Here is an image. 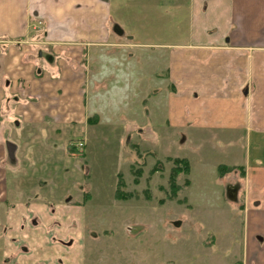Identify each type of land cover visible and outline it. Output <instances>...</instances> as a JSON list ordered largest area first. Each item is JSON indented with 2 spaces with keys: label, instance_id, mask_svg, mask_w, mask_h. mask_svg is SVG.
Masks as SVG:
<instances>
[{
  "label": "crops",
  "instance_id": "1",
  "mask_svg": "<svg viewBox=\"0 0 264 264\" xmlns=\"http://www.w3.org/2000/svg\"><path fill=\"white\" fill-rule=\"evenodd\" d=\"M109 7L105 0H0V204L13 198L0 206V264L83 261V207L53 201L52 211L34 194L20 202L10 196L5 166L25 147V186L67 182L69 171L54 161L61 138L86 133L87 119L100 120L109 99L124 101L122 89L102 85L126 74L93 64L91 55L109 43ZM29 11L42 21V34L27 25ZM187 13L181 43L158 48L167 63L166 122L215 135L234 145L233 154L244 147L241 160L222 165L242 168L245 179L241 263L264 264V0H189ZM11 137L9 157L11 142L6 151L3 142Z\"/></svg>",
  "mask_w": 264,
  "mask_h": 264
},
{
  "label": "rangeland",
  "instance_id": "2",
  "mask_svg": "<svg viewBox=\"0 0 264 264\" xmlns=\"http://www.w3.org/2000/svg\"><path fill=\"white\" fill-rule=\"evenodd\" d=\"M105 1L110 6L106 25L110 40L95 50L100 48L106 57L91 55L93 64L119 66L126 74L117 80L122 82L102 85L122 89L124 101L109 99L108 109L96 124H88L86 133L70 141L61 138L54 161L69 171L67 182L43 180V185L25 186V147L16 149L14 161L7 159L5 166L10 196L25 203L37 194L47 203L74 206L85 196L83 264H242L244 175L235 167L219 177L216 167L228 159L241 160L244 147L239 144L241 152L233 154L234 145L215 135L166 122L171 104L165 87L167 63L164 50L158 48L181 43L188 30L189 0ZM29 16L27 25L34 24V31L42 34L43 24L33 23L30 11ZM13 141L11 137L3 142L5 151ZM69 142L81 143L82 152L69 153L65 148ZM168 158H184L190 165L188 175L176 178L181 189L174 198L166 195L172 167ZM45 159L49 161L50 154ZM157 161L160 169L151 174ZM38 172L46 174L45 169ZM118 173L125 191L132 194L127 201L113 198ZM11 199L0 206L9 207ZM1 208L0 223L5 211ZM2 235L0 224V243Z\"/></svg>",
  "mask_w": 264,
  "mask_h": 264
},
{
  "label": "trees",
  "instance_id": "3",
  "mask_svg": "<svg viewBox=\"0 0 264 264\" xmlns=\"http://www.w3.org/2000/svg\"><path fill=\"white\" fill-rule=\"evenodd\" d=\"M98 121V117L96 115L92 116L91 118L87 119V124L89 125H94L96 124V122ZM73 147V146H72ZM69 144L67 145V150L69 153L74 152V148H72ZM168 160L171 162V169H170V174H169V191L166 192V195L168 196H172L173 198L175 197L176 193L181 189L177 184H176V178L177 176L182 173L184 175H188L190 172V165L189 162L184 159V158H173L170 159L168 158ZM240 171V175L243 176V169L237 167ZM160 169V165L159 162H156V165L150 170V173H154L156 170ZM235 169V167H228L225 165H218L216 167L217 173L219 177H223L226 173L231 172ZM140 173V168H137L133 171V174L135 175V178L133 179V182L136 184L137 183V176ZM185 184H189L188 180H185ZM125 183H124V179L121 173H118L116 175V184H115V189H114V193H113V198L114 200L117 201H127L128 199H130V197L132 196L131 193L125 191ZM172 199V198H171ZM88 199L83 196L82 202L81 203H77V206L82 207L86 201ZM85 201V202H84ZM54 240V239H53Z\"/></svg>",
  "mask_w": 264,
  "mask_h": 264
},
{
  "label": "flooded vegetation",
  "instance_id": "4",
  "mask_svg": "<svg viewBox=\"0 0 264 264\" xmlns=\"http://www.w3.org/2000/svg\"><path fill=\"white\" fill-rule=\"evenodd\" d=\"M30 17V16H29ZM34 18V17H33ZM33 21L34 22H36V23H41L42 24V21L39 19L38 21H36L35 20V18L33 19ZM32 21V22H33ZM33 22V23H34ZM34 198H36V199H38L39 198V196L37 195V194H34ZM24 204H26V203H24ZM27 205V204H26ZM76 205V204H75ZM47 206L50 208V210H52V211H54V209H53V204L52 203H47ZM77 206V205H76ZM78 207H80V206H78ZM63 245H65V246H68V245H70V242H63ZM84 257V256H83ZM84 260V259H83ZM59 264H60V262H59ZM81 264H83V261H82V263Z\"/></svg>",
  "mask_w": 264,
  "mask_h": 264
},
{
  "label": "water",
  "instance_id": "5",
  "mask_svg": "<svg viewBox=\"0 0 264 264\" xmlns=\"http://www.w3.org/2000/svg\"><path fill=\"white\" fill-rule=\"evenodd\" d=\"M14 151V146L12 144H7V153L9 157H12Z\"/></svg>",
  "mask_w": 264,
  "mask_h": 264
},
{
  "label": "built area",
  "instance_id": "6",
  "mask_svg": "<svg viewBox=\"0 0 264 264\" xmlns=\"http://www.w3.org/2000/svg\"><path fill=\"white\" fill-rule=\"evenodd\" d=\"M77 147H78L79 149H81L82 145H81V144H78Z\"/></svg>",
  "mask_w": 264,
  "mask_h": 264
}]
</instances>
